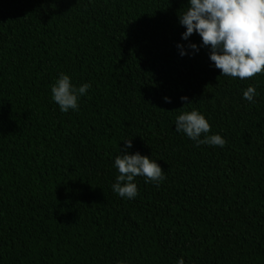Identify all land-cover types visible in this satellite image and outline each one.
<instances>
[{
    "label": "trees",
    "instance_id": "16d2710c",
    "mask_svg": "<svg viewBox=\"0 0 264 264\" xmlns=\"http://www.w3.org/2000/svg\"><path fill=\"white\" fill-rule=\"evenodd\" d=\"M186 4L0 0V264H264V72L181 57ZM60 73L91 85L79 111L51 101ZM192 109L223 147L175 131ZM130 139L166 177L131 200L111 188Z\"/></svg>",
    "mask_w": 264,
    "mask_h": 264
},
{
    "label": "clouds",
    "instance_id": "9594fccd",
    "mask_svg": "<svg viewBox=\"0 0 264 264\" xmlns=\"http://www.w3.org/2000/svg\"><path fill=\"white\" fill-rule=\"evenodd\" d=\"M186 5V10L178 14L179 24L185 28L181 39L188 41L187 45L177 44L181 57L194 55L203 46L209 49V60L221 76L244 80L264 72V0H187ZM194 33L201 38L199 45L189 39ZM90 87L89 83L77 86L68 74L60 73L51 85V101L62 113L79 111L80 98ZM257 95L255 87L249 85L242 98L255 103ZM164 99L171 102L170 97ZM180 99L185 105L191 104L187 96ZM174 125L176 132L184 134L197 147H223L226 143L220 134H210L208 119L196 109L182 111L175 117ZM124 142V149L120 148V155L113 162L119 174L111 188L119 197L131 200L138 195L137 176L143 177L146 184L156 185L166 177L157 160L139 151L130 153L132 140ZM176 264H185L183 257Z\"/></svg>",
    "mask_w": 264,
    "mask_h": 264
}]
</instances>
